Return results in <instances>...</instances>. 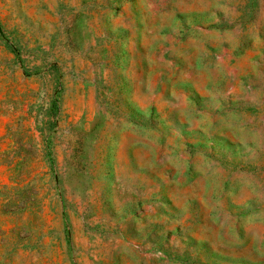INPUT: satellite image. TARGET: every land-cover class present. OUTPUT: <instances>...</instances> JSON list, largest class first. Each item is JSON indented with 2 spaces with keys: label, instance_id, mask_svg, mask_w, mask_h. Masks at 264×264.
I'll return each instance as SVG.
<instances>
[{
  "label": "rangeland",
  "instance_id": "374dc122",
  "mask_svg": "<svg viewBox=\"0 0 264 264\" xmlns=\"http://www.w3.org/2000/svg\"><path fill=\"white\" fill-rule=\"evenodd\" d=\"M0 264H264V0H0Z\"/></svg>",
  "mask_w": 264,
  "mask_h": 264
},
{
  "label": "trees",
  "instance_id": "16d2710c",
  "mask_svg": "<svg viewBox=\"0 0 264 264\" xmlns=\"http://www.w3.org/2000/svg\"><path fill=\"white\" fill-rule=\"evenodd\" d=\"M1 32V31H0Z\"/></svg>",
  "mask_w": 264,
  "mask_h": 264
}]
</instances>
